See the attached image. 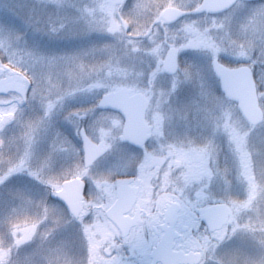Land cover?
Listing matches in <instances>:
<instances>
[{
	"label": "rangeland",
	"instance_id": "obj_1",
	"mask_svg": "<svg viewBox=\"0 0 264 264\" xmlns=\"http://www.w3.org/2000/svg\"><path fill=\"white\" fill-rule=\"evenodd\" d=\"M201 1L130 0L117 8L110 0H0V50L25 74L3 65L0 69H8L5 73L19 76L20 83L30 87L27 106H19L21 99L14 95L0 96V183L12 174L10 185L0 184V231L6 226L14 227L10 229L14 233L29 231L36 224L17 217L36 210V204L42 202L23 195L28 185L19 189L28 179L17 171L18 166L32 163L38 151L41 155L48 151L51 138L64 137L70 129L76 135L81 125L95 143L113 150L108 140L116 141L122 123L95 104L114 91L143 92L151 82L155 90L158 86L166 90L154 92L156 100L185 107L179 109L180 114L171 115L177 124L186 123L189 117L199 126L209 127L222 126L228 120L230 222L207 245L204 236H187L202 248L203 264H238V260L264 264V122L258 127L249 125L238 106L217 86L207 82L200 90L190 88V75L205 78L211 71V61L205 57L195 59L191 67H181L174 79L156 72L158 60L171 47L183 57L212 53L228 67L253 69L260 64L262 74L257 75L256 87L264 112V2L238 3L217 16L190 15L174 26H163L161 13L168 7L189 11L197 9ZM55 18L60 20L58 24ZM121 20L128 24L127 31ZM50 25H58V33H48L45 27ZM203 101L216 103L192 108ZM103 158L98 165L107 161ZM47 159L50 157L39 163L46 164ZM249 164L255 166L254 171L251 167L246 170ZM185 207L193 210L195 205L189 202ZM212 244L214 248H210ZM40 245L36 239L23 244L20 249L33 250L23 256L19 251L7 252L0 232V264H57L61 250H41ZM92 260L90 254L85 264Z\"/></svg>",
	"mask_w": 264,
	"mask_h": 264
},
{
	"label": "flooded vegetation",
	"instance_id": "obj_2",
	"mask_svg": "<svg viewBox=\"0 0 264 264\" xmlns=\"http://www.w3.org/2000/svg\"><path fill=\"white\" fill-rule=\"evenodd\" d=\"M128 2L130 0L122 6H115L121 8ZM196 10H182L186 12L184 18L190 15L213 17L197 15ZM161 21L163 26L169 27L183 20L170 24L161 17ZM122 22L123 20L121 24ZM122 26L125 31L128 30V24L127 29L123 24ZM165 56L158 60L156 70L165 79H174L181 67L184 65L191 67L195 59L205 57L204 60L211 61L209 76L205 75L207 77L204 78L190 75V88L200 90V86L208 82L217 86L222 94L220 81L213 71V63L218 60L214 54L187 53L181 57L178 50V71L173 75L163 71ZM219 61L223 64V61ZM235 68L238 67H232V69ZM259 68L260 64L256 68H251L256 85H258L257 75L262 74ZM9 77L10 74L5 73L0 80ZM24 85L27 89L26 101L17 94H10L21 99L19 106H27L29 103L30 87L28 83ZM164 91L166 92L165 88L160 86L155 90L151 82L143 92L132 94L126 91L130 96L140 93L148 100L145 122L149 139L143 147L136 148L124 137V117L121 113L100 110L103 113H113L122 123L120 133L116 134V141L108 140V143L114 146L113 150L107 149L103 144L95 143L81 125L76 135L70 129L62 135L64 137L51 138L50 146L52 147L48 151H43L42 155L38 151L32 163L18 166L17 171L22 177L28 179L22 182L19 189L22 190L25 184L28 185V187L25 185L23 195L32 202L36 200H42V202L36 204V210L23 212L17 216L21 220L36 223L30 227L29 231L19 229L14 233V230L13 232L10 230L14 227L6 228L7 226L0 231L1 241L7 252L19 251L22 256L26 252L29 254L33 250L26 251L20 249V246L33 243L36 239L37 244H41L38 247L41 250L49 248L51 251H56L57 247L61 250H58L56 255L57 264H75L74 262L85 264L90 254L94 259L90 264H153L151 254L167 234L169 227L166 211L172 204H177L180 206V211L174 224L173 252H181L185 255L200 253L202 256L200 264H203L205 255L202 248L197 247V244L187 236L193 235L196 238L204 236L203 243L207 245L228 226L212 233L199 219V212L203 209L220 204L228 207L226 180L228 120L222 126L209 127L206 124L199 126L192 117H189L186 123L184 120L177 124L170 119L171 115L174 117L173 114H180L179 109H185V107L177 102L156 100L154 92L156 94ZM215 103L196 102L192 108L196 109L200 106L204 108L207 107L206 105ZM95 105L97 106V103ZM82 131L100 149L97 162L88 168L84 164ZM105 153H108L107 156ZM37 155L41 157V160L50 157L47 159L50 164H47V160L46 164L39 163L40 159ZM102 158L107 161L98 165ZM110 158L113 164H107L112 162L108 161ZM11 177L10 172L2 181L3 184L10 185L8 180ZM73 180L84 183L81 211L78 217H75L70 208L58 198L63 186ZM123 180L126 182L119 187V183ZM73 195L71 193V197ZM119 197L123 202L111 214L117 220L114 222L108 214L118 202ZM189 202L195 205L193 210L185 207ZM186 219L187 222H185ZM128 228V235L123 237V232ZM62 246L65 250H62ZM209 246L214 248L215 245Z\"/></svg>",
	"mask_w": 264,
	"mask_h": 264
},
{
	"label": "water",
	"instance_id": "obj_3",
	"mask_svg": "<svg viewBox=\"0 0 264 264\" xmlns=\"http://www.w3.org/2000/svg\"><path fill=\"white\" fill-rule=\"evenodd\" d=\"M116 6L123 5L127 0H111ZM263 0H203L198 9L197 15H219L232 9L238 2L256 3ZM186 16V12L176 9H165L161 17L170 24L182 20ZM125 29L127 24L123 21ZM178 50L171 48L168 50L164 63L163 71L168 75L176 74L178 71ZM8 69H0V77L3 76ZM213 71L218 77L221 85L222 93L225 97L233 102H236L238 108L252 126H259L264 120V114L259 106L256 87L254 84L252 71L248 67L237 69H229L218 61L213 63ZM16 93L23 100L26 99V88L20 84L18 76H11L7 79L0 80V95ZM97 107L101 111H117L124 117L123 134L126 139L136 148L143 147L149 139L148 129L145 122V112L148 107V100L140 93L130 96L123 90L112 92L101 97ZM83 140L84 164L85 167H92L100 156L99 147L94 144L84 131L81 132ZM125 180L119 183L122 187ZM84 183L80 180H73L63 186L62 191L58 194V198L62 200L71 210V213L78 217L81 211V201L83 199ZM71 193L74 195L71 197ZM122 199L119 197L116 205L109 212V217L112 221L117 222L111 214L122 204ZM180 206L172 204L166 211V221L169 224L167 234L162 238L161 242L153 250L151 254L153 264H200L201 255L199 253H184L173 252V241L175 239L174 224ZM199 219L203 221L210 232H216L223 229L230 219V211L226 205H216L208 209H203L199 212ZM129 233L128 230L123 232V237Z\"/></svg>",
	"mask_w": 264,
	"mask_h": 264
},
{
	"label": "trees",
	"instance_id": "obj_4",
	"mask_svg": "<svg viewBox=\"0 0 264 264\" xmlns=\"http://www.w3.org/2000/svg\"><path fill=\"white\" fill-rule=\"evenodd\" d=\"M249 5V4H248ZM90 16H88L89 18ZM55 20L57 21V24L59 23L58 21V18H55ZM91 20V19H90ZM60 27H58V25H50V26H46L45 29L48 31V33H58L57 31L59 30ZM61 30V29H60ZM60 32V31H59ZM24 62V61H23ZM17 65H21L20 62L16 63ZM0 65H3L4 67H9L11 69H15L18 71L19 74H25V70L22 69L21 67H17L13 64V60L11 57H8L7 54L4 53V51L0 50ZM246 153H249V151H247ZM248 156V155H247ZM250 157V156H249ZM251 164V163H250ZM250 164L246 167V170L250 169V167L252 168V170L254 171V168L255 166H250ZM253 164V163H252ZM246 166V164H244ZM247 206V204H246ZM241 212H243L241 210ZM232 255H235L237 254L236 252L234 251H231L230 252ZM238 259H241V258H238ZM242 260V259H241ZM243 261V260H242ZM238 264H242V262H240V260L237 261Z\"/></svg>",
	"mask_w": 264,
	"mask_h": 264
}]
</instances>
